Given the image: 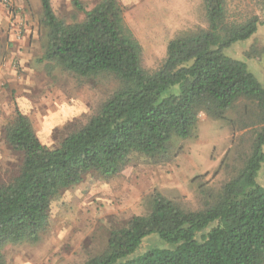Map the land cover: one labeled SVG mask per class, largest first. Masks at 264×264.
Masks as SVG:
<instances>
[{
	"label": "trees",
	"instance_id": "16d2710c",
	"mask_svg": "<svg viewBox=\"0 0 264 264\" xmlns=\"http://www.w3.org/2000/svg\"><path fill=\"white\" fill-rule=\"evenodd\" d=\"M39 1L46 30L39 62L77 78L110 75L118 87L55 149L41 143L26 115L15 112L5 139L23 161L17 175L0 182V264H6L8 245L41 241L54 199L86 174L112 177L133 154L165 155L174 137L193 136L200 115L227 122L240 102L261 128L233 178L217 191H205L195 211L155 194L149 214L113 231L105 251L83 264H264V186L258 182L264 164V86L247 63L225 54L257 33L260 18L230 23L227 0H203L208 29L172 39L160 67L148 72L143 47L126 26L118 0H101L90 11L75 1L85 19L72 24L56 16L51 0ZM152 235L169 247L137 255Z\"/></svg>",
	"mask_w": 264,
	"mask_h": 264
},
{
	"label": "rangeland",
	"instance_id": "374dc122",
	"mask_svg": "<svg viewBox=\"0 0 264 264\" xmlns=\"http://www.w3.org/2000/svg\"><path fill=\"white\" fill-rule=\"evenodd\" d=\"M11 1L9 21L18 19L23 27L21 38L8 42L9 21L0 20V182L17 175L23 161V155L5 139V129L17 110L29 118L41 143L55 149L87 123L118 87L110 75L77 78L40 63L46 37L42 9L31 4L23 9ZM75 1L90 11L101 0H52L56 16L68 24L84 21L85 14ZM118 1L126 26L143 47V68L148 72L160 67L172 39L209 27L203 0ZM227 2L230 23L260 18L257 33L225 54L247 63L264 86L262 0ZM246 104L238 103L227 114V122L200 115L193 136L185 140L174 137L165 155L149 158L133 154L124 169L112 177L86 174L79 185L61 191L54 199L50 224L38 244L5 248L6 264H83L105 251L113 231L126 227L134 216L149 214L155 194L186 210L200 209L204 192L219 190L242 167V159L261 128L254 116L245 113ZM258 182L264 186V164ZM168 247L152 235L137 255Z\"/></svg>",
	"mask_w": 264,
	"mask_h": 264
},
{
	"label": "built area",
	"instance_id": "2783aa9c",
	"mask_svg": "<svg viewBox=\"0 0 264 264\" xmlns=\"http://www.w3.org/2000/svg\"><path fill=\"white\" fill-rule=\"evenodd\" d=\"M2 6L6 9V11L11 15L13 13V3L11 0H1ZM12 18V17H11ZM17 21H13L10 19L9 21V31H10V36H12L13 42L15 40H19L21 38V33H22V27L23 24L20 22V24Z\"/></svg>",
	"mask_w": 264,
	"mask_h": 264
},
{
	"label": "crops",
	"instance_id": "0c3cea01",
	"mask_svg": "<svg viewBox=\"0 0 264 264\" xmlns=\"http://www.w3.org/2000/svg\"><path fill=\"white\" fill-rule=\"evenodd\" d=\"M52 2V0H51ZM15 3L20 8H27L30 4L36 6L37 9L41 7L39 0H15ZM6 20L9 21V13L6 11V9L0 4V20ZM28 21V20H27ZM27 29V28H26ZM32 37V35H31ZM8 42H12V36H8ZM4 42V40H3Z\"/></svg>",
	"mask_w": 264,
	"mask_h": 264
}]
</instances>
